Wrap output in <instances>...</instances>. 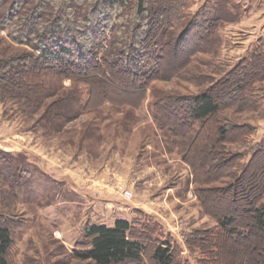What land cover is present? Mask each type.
<instances>
[{"label": "rangeland", "instance_id": "374dc122", "mask_svg": "<svg viewBox=\"0 0 264 264\" xmlns=\"http://www.w3.org/2000/svg\"><path fill=\"white\" fill-rule=\"evenodd\" d=\"M177 1L175 15L182 27L174 28L176 35L189 22L210 19L213 28L203 33L200 51L185 67L171 76L163 70L141 89L133 87L125 71L104 67L100 61L78 68L77 62L60 57L51 67L34 71L31 55L39 53L19 37L21 20L1 16L0 76L24 71L27 84L22 90L0 93V225L13 240L12 264H94L72 255L80 249L88 227H113L117 220L143 222V216L160 226L161 238L171 242L182 261L198 264L203 250L196 243L189 245L188 239L217 226L210 214H233L249 222L251 214L243 213L241 206L261 185L248 180L258 170L248 171L233 186L230 183L264 141L263 67L244 93L247 109L219 110L186 156L193 136L172 137L156 121L154 105L169 96L189 99L205 92L263 43L264 0ZM145 2L147 8L163 11L150 42L165 43L170 34L161 29L168 0ZM52 3L60 7L72 0ZM111 19L113 24L123 23L116 14ZM80 38L77 42L90 49L91 34L84 30ZM181 47L183 54L187 50ZM156 50L151 46L150 55ZM182 54H178L180 61ZM141 66L147 74L154 61ZM232 124L246 125L250 133L242 134ZM220 125L226 128L223 140ZM136 168L149 180L145 179L146 185L129 182L128 171ZM94 169L103 176L99 183ZM124 190L132 196L124 198ZM254 245L262 247L264 240L259 244V237L252 236L246 242H224L218 261L242 264L254 256ZM152 247L144 264H153Z\"/></svg>", "mask_w": 264, "mask_h": 264}, {"label": "trees", "instance_id": "16d2710c", "mask_svg": "<svg viewBox=\"0 0 264 264\" xmlns=\"http://www.w3.org/2000/svg\"><path fill=\"white\" fill-rule=\"evenodd\" d=\"M12 1L0 0V18L3 16L10 21L13 18L21 20L17 32L19 37L24 38V42L30 43L39 53L31 55L34 71L39 72L44 67L56 63L60 57L77 62L74 65L78 68L100 61L104 67L125 71L136 89L146 87L163 70H168L171 76L177 73L176 70L185 67L192 55L200 51L204 41L203 33L212 30L214 25L210 19L204 23L189 22L181 29L182 32L176 35L174 28L182 27L179 17L175 15L176 6L180 1L168 0L161 32L165 31L164 35L170 34V38L157 45L151 43L150 38L155 33L158 18H163V11L161 7L153 10L147 8L145 0H137L136 4H133L132 0H93V4H87L88 0H77L79 3L72 0L73 4H62L60 7L52 3L54 0H40L38 4H33L35 0ZM114 14L117 20L123 23L113 24L111 17ZM64 17H67V20ZM142 20L145 21L144 27L140 24ZM7 25L1 22L3 28ZM83 29L87 35L90 33L94 38L90 49H85L81 42H77L78 36L81 41ZM105 30L109 31V36H106ZM32 41L36 44H31ZM151 46L157 49L152 55L149 51ZM180 47L187 51L182 54ZM179 53L182 54L181 61ZM98 56L99 59L96 60ZM148 60L154 61V67L145 74L141 64ZM175 61L177 66L173 65ZM261 66L264 69V42L205 92L189 99L169 96L160 103H155L156 121L172 137L193 136L185 152L186 156L194 141L199 142L207 127L216 120L219 110L227 107L247 109L248 100L244 93ZM23 74L24 71L18 76H0V93L2 90L13 93L19 87L24 89L27 84ZM24 97L26 98L25 95ZM231 126L237 127L235 124ZM237 128L242 134L250 133L246 125H239ZM225 129L220 125L219 135L222 134V140L225 139ZM241 157L242 155L238 154V160ZM191 166L196 176L195 167L193 164ZM253 169L258 171L248 179L249 183L256 186L260 182L261 185L253 198L241 206L243 213L251 214L249 222L246 224L243 220L239 221L233 214H210L217 221V226L196 233L188 239L189 245L196 243L194 246L203 250L204 257L198 260V264H220L218 253L224 242H246L252 239V236L259 237V244L264 240V141L230 184L233 186L236 180H241ZM202 204L205 205L204 202ZM161 237L163 234L160 226L146 216H143V222L135 220L129 223L117 220L113 227H88L84 231L83 242L78 245L80 249L74 250L72 255L94 264H144L149 245H152L150 258L153 264H189L182 261L177 252L174 253L168 239L163 240ZM12 247L13 240L9 231L0 225V264H12ZM252 250H255L254 256L244 259L242 264H264V246L254 245Z\"/></svg>", "mask_w": 264, "mask_h": 264}, {"label": "crops", "instance_id": "0c3cea01", "mask_svg": "<svg viewBox=\"0 0 264 264\" xmlns=\"http://www.w3.org/2000/svg\"><path fill=\"white\" fill-rule=\"evenodd\" d=\"M139 168H136L135 170H133V171H128L129 172V174H128V176H127V178H128V180H129V182L132 184V183H136V182H141L142 181V183L144 184V185H146L145 183L146 182H149V180H147L146 178V182H145V179H144V175L143 174H139V172L137 171ZM94 173H95V169H94V171H93ZM96 174V173H95ZM94 174V175H95ZM93 178V177H92ZM95 179H98L97 180V182L99 183V182H101V179L103 178V176H101V175H99V174H96V177H94ZM148 178V177H147ZM74 182V181H73ZM74 183H76V184H78V182L77 181H75ZM148 199H149V197H150V194H149V196L147 195L146 196ZM149 213V212H148Z\"/></svg>", "mask_w": 264, "mask_h": 264}, {"label": "built area", "instance_id": "2783aa9c", "mask_svg": "<svg viewBox=\"0 0 264 264\" xmlns=\"http://www.w3.org/2000/svg\"><path fill=\"white\" fill-rule=\"evenodd\" d=\"M121 195L124 197V198H130L132 196L131 192L130 191H127V190H124L121 192Z\"/></svg>", "mask_w": 264, "mask_h": 264}]
</instances>
